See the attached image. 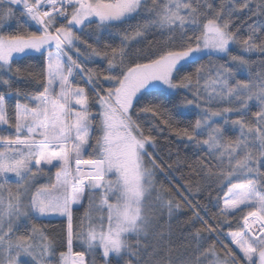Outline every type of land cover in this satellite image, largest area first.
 Listing matches in <instances>:
<instances>
[{
    "label": "snow or ice",
    "instance_id": "snow-or-ice-1",
    "mask_svg": "<svg viewBox=\"0 0 264 264\" xmlns=\"http://www.w3.org/2000/svg\"><path fill=\"white\" fill-rule=\"evenodd\" d=\"M245 11L264 16V0H222L219 7L212 0H0V264H113V257L138 255L129 238L152 225L146 201L154 192L169 215L182 206L176 196L191 210L189 222L201 225L196 236L207 233L213 242V264H264V74L259 85L233 82L232 67L249 63L233 54L235 45L264 54V20L241 38L233 17ZM13 21L15 30L6 31ZM151 28L168 38L133 54L129 40ZM85 30L115 31L120 44L94 46L82 38ZM206 57L209 66L201 63ZM214 57L227 59L213 64ZM192 108L198 117L181 127L176 117ZM146 117L206 153L189 167L221 193L209 219L193 203L199 182L157 192V176L167 178L173 165L149 151L155 137L146 134ZM226 126L238 132L234 139L226 140ZM40 176L48 182L30 194ZM86 190L90 201L99 195L101 215L86 214L74 226ZM52 214L67 220L59 245L35 224Z\"/></svg>",
    "mask_w": 264,
    "mask_h": 264
},
{
    "label": "trees",
    "instance_id": "trees-1",
    "mask_svg": "<svg viewBox=\"0 0 264 264\" xmlns=\"http://www.w3.org/2000/svg\"><path fill=\"white\" fill-rule=\"evenodd\" d=\"M222 0H212L214 6L219 7ZM227 3V0H224ZM237 3L242 2V0H236ZM148 4L151 5V0H148ZM253 8H255V4H253ZM234 19V28L239 27L238 35L241 38H245L249 34L248 25L257 23L259 20H264V16H251V14L247 11L238 13L233 17ZM131 23L135 24V21ZM94 27V26H93ZM127 28V25L124 26ZM16 28L15 21L12 22L10 26H8L6 31H14ZM90 30H85V35L82 37L87 40L88 43L93 44L94 46H103L105 43H111L114 45H119L121 37L115 33V31L108 33L99 31L95 35L89 34ZM131 36V30H129ZM264 34V30L262 33ZM167 33L161 34V30L158 28H151L144 37H136L129 40V47L133 54L138 52L140 49L148 50L150 46H154L158 41L166 40ZM83 50V45H81ZM232 52L235 55H243L249 63L243 67L237 68L236 65H232V67L236 68L235 76L233 78V82L235 80H243L246 82H250L254 85H259L262 80L261 76L264 74V63H261L264 60V54H260L258 52L245 53L242 51L239 45H235L232 47ZM227 58H225L226 60ZM225 60H218L215 57L212 60L213 64H218L225 62ZM35 64V62H32ZM201 63L209 66L208 58L206 57ZM89 67H95V65L89 63ZM198 66V65H197ZM211 73L205 75V80H210ZM205 80L201 81V92H204V83ZM16 87L21 89H26L29 87L24 81H18ZM208 91H211V87L208 88ZM191 99V95L188 97ZM8 103L10 106H14L15 98L9 97ZM235 104V102H233ZM228 106L227 102L222 104H213L212 107H223ZM238 106V105H237ZM250 108L252 111L257 110L255 102H250ZM175 116V113L173 114ZM198 110L192 108L185 112L184 117H176L179 121V125L181 127L187 126L190 122H194L198 117ZM237 113L231 114V119H235L237 117ZM249 118L250 114H249ZM219 119V118H217ZM142 123L145 126L146 134L148 131L151 132V135L155 137L154 147L149 148V151L155 153L160 159H162L165 164H172L173 167L171 170L166 169L165 175H158L156 182V190L160 192L161 187L165 190L170 187H179L180 185H187L191 183L195 186L197 182L200 184L201 190L199 193L195 194V198L193 203H199L207 209V212L200 210L201 215L205 219H209L213 213L217 211L216 205V197L221 195L218 191V188L215 184L211 182V180H202L199 175L189 165L195 166L197 159L201 156H205L206 153L202 151L200 148L195 147L189 144L186 140H182L175 135L171 131H169L163 125L159 127L155 126V122L152 121L151 117H146ZM0 128H6L0 127ZM6 134L12 135L11 130H7ZM238 135V132L231 128L230 126H226L225 138H235ZM85 158H88L85 156ZM211 162L213 165L217 163V161L213 158ZM178 162V163H177ZM264 171V169H262ZM54 173V170H53ZM171 181V185L169 184ZM48 182V178L46 176H40L37 180L31 182L33 187L30 190V194L34 193L35 188L41 184H45ZM9 185L15 189L16 183L9 181ZM211 185V186H209ZM185 196L188 195L187 192H184L181 189ZM164 198L167 199L166 192H162ZM94 199L89 200L88 193L86 190L85 198L80 208L74 211V226L80 223V220L85 217L86 214L91 216L93 220H96L98 216L101 215L96 209L99 205V195L93 194ZM7 196V193H5ZM156 196V193H155ZM154 196V206L157 210L163 211L164 213H168L167 209H159L158 202L156 201ZM192 199L191 197H189ZM113 197V202H114ZM175 200L181 203V207L179 209H174L172 214L169 215L170 221H166V219L162 220L160 226L153 231L151 234V238L148 237L147 234H142L140 237H130L129 242L132 244L133 251L137 252L138 255H130L125 253L123 258L113 257V264H123L125 259H130L134 262V264H156L158 260H163L164 264H187L188 261L193 259H198L199 263L202 260L204 264H208L213 257H216L213 254V251L210 250V247L213 245L212 241L206 240L207 233L201 232L200 236H196V230L201 227L199 223L193 227V225L189 222V218L191 217V210L188 207L183 206V201H180V197L176 196ZM27 203V200H25ZM152 204V203H151ZM153 205V204H152ZM148 208V207H147ZM151 209V208H150ZM155 210V209H154ZM199 210V209H198ZM106 215V213H105ZM163 219V218H162ZM23 218H21V223ZM210 223H215L212 220H209ZM88 221L85 220V225H87ZM36 227L42 229L48 236L50 240L56 242L57 245L61 244L64 239L67 222L63 219H38L35 221ZM86 230V229H85ZM222 231H227V228H222ZM150 233V232H149ZM20 234H24V229H20ZM150 234V235H151ZM137 240H139V245L137 246ZM32 242V241H30ZM35 242H39V238H36ZM62 250V249H58ZM75 250H82L80 243L78 242L75 245ZM214 251L219 256L223 257L224 253L221 250L218 244L215 245ZM27 259V258H25ZM30 264V262H29ZM97 264H100L99 259H97Z\"/></svg>",
    "mask_w": 264,
    "mask_h": 264
},
{
    "label": "rangeland",
    "instance_id": "rangeland-1",
    "mask_svg": "<svg viewBox=\"0 0 264 264\" xmlns=\"http://www.w3.org/2000/svg\"><path fill=\"white\" fill-rule=\"evenodd\" d=\"M0 127H4V126H0ZM11 182H15V178L13 177L11 180ZM154 196H155V192L147 199L146 201V208L148 207L149 208V214H152L154 213V216H153V222H152V225L150 226L149 228V231H148V237L151 238L152 236V232L155 231L159 226H160V223H161V220H162V225L164 224L163 223V220L166 219V221H170V217L167 213H164L163 211H160V210H157V208L154 206ZM86 196H84L82 198V203H83V200ZM153 205H152V204ZM150 206V207H149ZM81 205H76L74 206V210H73V214H74V211L78 208H80ZM151 208V209H150ZM155 209V210H154ZM163 218V219H162ZM39 219H46V220H52V219H63V220H66V218L64 217H60L58 215H55V214H52V215H48V216H45V217H42V218H39ZM67 222V220H66ZM19 223V221L17 222ZM73 223H74V216H73ZM150 232V233H149ZM151 234V235H150ZM216 259V257H213L211 259V261L208 263V264H213V261ZM199 264H204L203 261L201 260Z\"/></svg>",
    "mask_w": 264,
    "mask_h": 264
}]
</instances>
